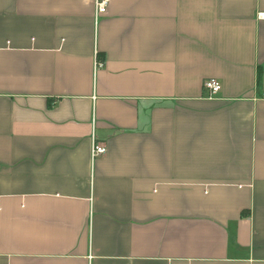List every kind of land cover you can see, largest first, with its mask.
Returning a JSON list of instances; mask_svg holds the SVG:
<instances>
[{"label":"crops","instance_id":"obj_1","mask_svg":"<svg viewBox=\"0 0 264 264\" xmlns=\"http://www.w3.org/2000/svg\"><path fill=\"white\" fill-rule=\"evenodd\" d=\"M259 12L0 0V264H264Z\"/></svg>","mask_w":264,"mask_h":264},{"label":"built area","instance_id":"obj_2","mask_svg":"<svg viewBox=\"0 0 264 264\" xmlns=\"http://www.w3.org/2000/svg\"><path fill=\"white\" fill-rule=\"evenodd\" d=\"M109 0H95V9L97 13H104L106 11V7ZM259 17L264 18V12H259ZM203 87L207 91L209 96L214 95L218 91H220L222 85L220 80L216 78H208L204 80ZM106 146L104 143L93 138L92 146H91V156L92 158L101 156L105 154Z\"/></svg>","mask_w":264,"mask_h":264},{"label":"trees","instance_id":"obj_3","mask_svg":"<svg viewBox=\"0 0 264 264\" xmlns=\"http://www.w3.org/2000/svg\"><path fill=\"white\" fill-rule=\"evenodd\" d=\"M260 74V72L258 73V75Z\"/></svg>","mask_w":264,"mask_h":264}]
</instances>
